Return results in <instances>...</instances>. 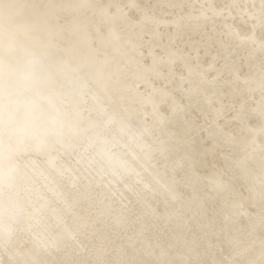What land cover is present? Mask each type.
Returning <instances> with one entry per match:
<instances>
[{
	"label": "bare ground",
	"instance_id": "bare-ground-1",
	"mask_svg": "<svg viewBox=\"0 0 264 264\" xmlns=\"http://www.w3.org/2000/svg\"><path fill=\"white\" fill-rule=\"evenodd\" d=\"M261 15V0H0V264L259 259ZM45 130L65 142L54 164L34 148ZM69 233L81 243L53 247Z\"/></svg>",
	"mask_w": 264,
	"mask_h": 264
},
{
	"label": "snow or ice",
	"instance_id": "snow-or-ice-1",
	"mask_svg": "<svg viewBox=\"0 0 264 264\" xmlns=\"http://www.w3.org/2000/svg\"><path fill=\"white\" fill-rule=\"evenodd\" d=\"M255 7V6H254ZM261 26L264 27V0H261ZM0 93H2V89H0ZM4 111H5V105L3 103V100L0 99V138L4 135ZM56 128V123L54 122L52 125V131H54ZM49 137V130H45L41 135L37 138L34 148L37 152L47 155L50 158V163L55 162L56 157H52V153L57 152V144H60L61 147L65 145V142L62 139H56L55 141H50L48 139ZM261 185H262V191H261V201H262V211L261 215L264 216V176L261 177ZM209 183L213 186L214 191L217 192L218 195H222L224 193L229 192L230 190V184L226 182L222 177L217 179L215 177L211 178L209 180ZM175 195V194H174ZM83 227L87 229V222L83 221L82 218ZM81 241L79 240V237L73 233H69L67 240H60L58 241L53 247L59 249L61 246L67 248L72 247L74 245L80 244ZM165 256V253L161 251L160 258L154 260L151 262V264H185L184 261H175V260H169L166 258H163ZM13 264H58L56 261L51 260H38V259H23L18 262H13ZM86 264H93V262L88 261ZM95 264H131V262H125V261H107V260H97L95 261ZM187 264H202V262H192L188 261ZM233 264H264V245H262V251L259 259L255 258H249L246 261H234Z\"/></svg>",
	"mask_w": 264,
	"mask_h": 264
},
{
	"label": "clouds",
	"instance_id": "clouds-1",
	"mask_svg": "<svg viewBox=\"0 0 264 264\" xmlns=\"http://www.w3.org/2000/svg\"><path fill=\"white\" fill-rule=\"evenodd\" d=\"M44 99L45 98L43 97L38 98L37 100H34L31 105V107L37 110L41 115H43L46 112L44 103H41V101ZM47 103H50V101H47Z\"/></svg>",
	"mask_w": 264,
	"mask_h": 264
}]
</instances>
